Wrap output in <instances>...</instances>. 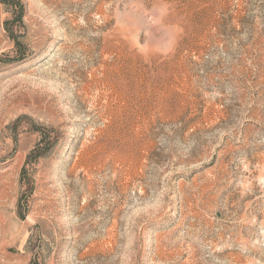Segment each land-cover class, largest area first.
I'll use <instances>...</instances> for the list:
<instances>
[{
  "label": "rangeland",
  "instance_id": "rangeland-1",
  "mask_svg": "<svg viewBox=\"0 0 264 264\" xmlns=\"http://www.w3.org/2000/svg\"><path fill=\"white\" fill-rule=\"evenodd\" d=\"M0 264H264V0H0Z\"/></svg>",
  "mask_w": 264,
  "mask_h": 264
}]
</instances>
